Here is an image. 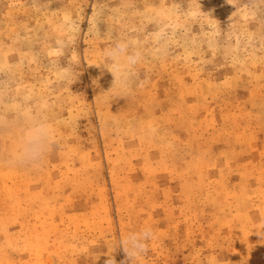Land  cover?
Wrapping results in <instances>:
<instances>
[{
  "label": "rangeland",
  "instance_id": "1",
  "mask_svg": "<svg viewBox=\"0 0 264 264\" xmlns=\"http://www.w3.org/2000/svg\"><path fill=\"white\" fill-rule=\"evenodd\" d=\"M147 227L131 264H264V0H0V264H120Z\"/></svg>",
  "mask_w": 264,
  "mask_h": 264
},
{
  "label": "clouds",
  "instance_id": "2",
  "mask_svg": "<svg viewBox=\"0 0 264 264\" xmlns=\"http://www.w3.org/2000/svg\"><path fill=\"white\" fill-rule=\"evenodd\" d=\"M126 46L117 43L105 50L107 60L103 66L108 69L113 77L112 88L117 94L131 90L130 74L126 67H130L137 61L136 57L126 56ZM20 124L23 134L19 140L14 162L26 169H34L42 166L47 156L57 146L56 132L48 116L41 111L24 112L20 116ZM153 237L150 227L137 233H130L120 241V247L126 254V259L120 264H131L137 256L147 252V241ZM105 264H116L113 257H108Z\"/></svg>",
  "mask_w": 264,
  "mask_h": 264
}]
</instances>
